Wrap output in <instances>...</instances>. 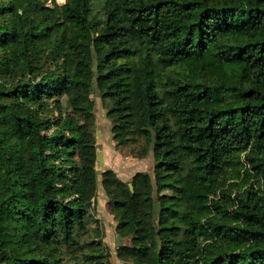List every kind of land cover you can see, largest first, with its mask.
Instances as JSON below:
<instances>
[{"label":"trees","instance_id":"trees-1","mask_svg":"<svg viewBox=\"0 0 264 264\" xmlns=\"http://www.w3.org/2000/svg\"><path fill=\"white\" fill-rule=\"evenodd\" d=\"M48 1L0 0V264L107 261L93 92L154 162L100 172L117 256L264 264V0Z\"/></svg>","mask_w":264,"mask_h":264},{"label":"rangeland","instance_id":"rangeland-1","mask_svg":"<svg viewBox=\"0 0 264 264\" xmlns=\"http://www.w3.org/2000/svg\"><path fill=\"white\" fill-rule=\"evenodd\" d=\"M64 1L55 0V3H53V1L49 0L48 4L50 6H56L62 4ZM90 99L94 104V135L98 152L96 168L99 183L95 198L88 203V225L91 232L93 227H98L101 239L105 245L104 251L107 255L105 264H124L123 259L119 258L116 252L117 247L121 244H126L128 238H120L116 232V220L110 211L108 197L100 184V172L103 168L112 167L116 171H120V175L125 181L130 182L129 179L137 171L152 172L154 162L150 154L143 155L142 157L136 155L137 149L140 148L138 144L130 142L120 143L116 141L113 138L111 122L106 117V102L96 92L91 94ZM59 105V107L52 105V108H55L53 110L55 117L58 114L57 108H61L62 114L67 112V110L69 111V107L63 103L62 97ZM89 235H86L84 238L89 239Z\"/></svg>","mask_w":264,"mask_h":264},{"label":"water","instance_id":"water-1","mask_svg":"<svg viewBox=\"0 0 264 264\" xmlns=\"http://www.w3.org/2000/svg\"><path fill=\"white\" fill-rule=\"evenodd\" d=\"M128 186L130 189H132V183L131 182H128ZM159 211H160V205H159V202H155L153 204V220H156L158 214H159ZM124 264H134V263H131V262H124Z\"/></svg>","mask_w":264,"mask_h":264},{"label":"crops","instance_id":"crops-1","mask_svg":"<svg viewBox=\"0 0 264 264\" xmlns=\"http://www.w3.org/2000/svg\"><path fill=\"white\" fill-rule=\"evenodd\" d=\"M112 168V167H111ZM114 169V168H113ZM115 170V169H114ZM116 171V170H115ZM117 172V174H118V176L120 177V178H122V176L120 175V171L118 172V171H116ZM123 179V178H122ZM124 180V179H123Z\"/></svg>","mask_w":264,"mask_h":264}]
</instances>
